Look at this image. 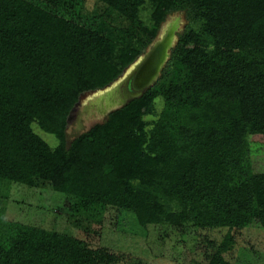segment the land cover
<instances>
[{
    "label": "trees",
    "instance_id": "obj_1",
    "mask_svg": "<svg viewBox=\"0 0 264 264\" xmlns=\"http://www.w3.org/2000/svg\"><path fill=\"white\" fill-rule=\"evenodd\" d=\"M83 1L0 0V179L48 181L75 214L112 205L142 226L210 228L245 225L252 208L264 228V170L248 140L264 134V0H101L126 25L81 16ZM179 11L156 80L69 136L80 94L117 78ZM0 264L120 263L77 236L0 218ZM203 264L240 263L215 250Z\"/></svg>",
    "mask_w": 264,
    "mask_h": 264
},
{
    "label": "rangeland",
    "instance_id": "obj_2",
    "mask_svg": "<svg viewBox=\"0 0 264 264\" xmlns=\"http://www.w3.org/2000/svg\"><path fill=\"white\" fill-rule=\"evenodd\" d=\"M79 14L127 24L126 20L119 21L116 11L101 0H84ZM149 14V8L142 7L140 17L143 23L150 21ZM177 14L181 15L179 29L182 28L186 21L182 11L168 14L163 23ZM133 62L107 85L80 94L66 128L69 136L104 117L96 105L98 97L121 83ZM162 106L163 99L157 97L154 111L144 116L149 122L147 131ZM34 127L50 145L56 144L55 136ZM248 140L255 170H264V134H251ZM242 214L245 225L238 227L209 228L169 223L142 226L133 211L112 205L98 213L86 211L75 214L71 211L70 196L54 189L48 181L40 180L28 185L0 179V218L6 226L22 222L71 234L84 239L91 247H102L115 253L120 264H203L206 254L215 250L236 263L264 264V228L254 222L255 209L242 208Z\"/></svg>",
    "mask_w": 264,
    "mask_h": 264
},
{
    "label": "water",
    "instance_id": "obj_3",
    "mask_svg": "<svg viewBox=\"0 0 264 264\" xmlns=\"http://www.w3.org/2000/svg\"><path fill=\"white\" fill-rule=\"evenodd\" d=\"M180 19L181 15L177 14L163 23L157 37L152 40L148 49L133 62L130 71L123 77L121 83H118L113 91L107 92V94L111 92L109 96L98 97L96 105L103 115L128 99L139 95L144 88L156 80L175 42Z\"/></svg>",
    "mask_w": 264,
    "mask_h": 264
},
{
    "label": "bare ground",
    "instance_id": "obj_4",
    "mask_svg": "<svg viewBox=\"0 0 264 264\" xmlns=\"http://www.w3.org/2000/svg\"><path fill=\"white\" fill-rule=\"evenodd\" d=\"M110 91H113V89L112 90H110ZM111 92H109L108 94L107 93H103L102 95H100L99 97H102V96H104V95H107V96H109V94H110Z\"/></svg>",
    "mask_w": 264,
    "mask_h": 264
}]
</instances>
